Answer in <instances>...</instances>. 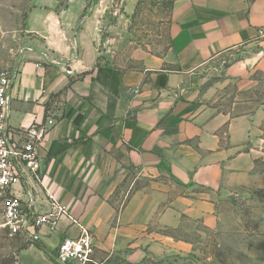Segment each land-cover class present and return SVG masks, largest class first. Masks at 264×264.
<instances>
[{"label": "crops", "instance_id": "0c3cea01", "mask_svg": "<svg viewBox=\"0 0 264 264\" xmlns=\"http://www.w3.org/2000/svg\"><path fill=\"white\" fill-rule=\"evenodd\" d=\"M137 3L37 0L27 13L28 34L59 39L53 54L77 62L51 63L34 53L11 69L7 129H45L37 148L44 186L70 216H61L53 229L38 228L36 242L12 237L25 241L16 264H56L57 246L76 237L79 225L103 247L126 241L137 250L132 258L151 242L163 250L185 249V241L161 231L176 228L183 217L217 227L211 194L226 176L239 174L252 123L199 108L198 73L223 54L253 53V47L264 69V0H173L167 50L144 53L136 67L99 63L105 53L96 47L101 26L106 23L110 34L127 27ZM14 188L28 209H49L38 186Z\"/></svg>", "mask_w": 264, "mask_h": 264}, {"label": "rangeland", "instance_id": "374dc122", "mask_svg": "<svg viewBox=\"0 0 264 264\" xmlns=\"http://www.w3.org/2000/svg\"><path fill=\"white\" fill-rule=\"evenodd\" d=\"M35 3L37 0H0L1 67L11 71L18 59L25 60L34 53L45 54L51 63L77 62L76 57L53 54L60 49L59 39L45 41L25 31L24 20ZM172 3L173 0H138L127 27L119 26L112 34L104 23L100 29L103 40L96 41V47L105 53L98 62L136 67L144 53L167 50ZM57 5H63V1ZM112 11L109 8L104 13ZM110 36L118 39H107ZM260 47L264 50V45ZM256 50L253 47V53ZM253 53L242 48L234 54H223L198 73L195 100L199 108L229 119L246 116L252 123L244 143L245 153L238 159L242 167L236 170L239 174L234 179L226 176L219 192L211 194L218 213L216 229L207 228L200 218L183 217L176 228L161 231L185 241V249L163 250L151 242L150 248L145 247L133 258L132 251L137 250L127 246L126 241L103 247L95 244L90 234L94 244L92 263L86 264H264V69L257 65ZM227 125L225 122L220 127V133ZM194 192L207 193L203 187H194ZM1 224L0 207V264H16V254L25 241L8 237Z\"/></svg>", "mask_w": 264, "mask_h": 264}, {"label": "built area", "instance_id": "2783aa9c", "mask_svg": "<svg viewBox=\"0 0 264 264\" xmlns=\"http://www.w3.org/2000/svg\"><path fill=\"white\" fill-rule=\"evenodd\" d=\"M66 72H71L67 69ZM14 73L0 66V207L1 226L8 237L17 235L26 241L39 240L37 229L46 226L53 229L58 219L68 215L66 207L47 192L44 177L40 171L37 148L44 138L45 129L32 124L16 133L7 129L9 108V90ZM26 185L27 191L38 186L45 194L44 203H48L46 212L28 209L14 188ZM70 218V216L68 215ZM93 239L86 228L79 225V234L66 237L57 246L54 261L56 264H86L92 261Z\"/></svg>", "mask_w": 264, "mask_h": 264}, {"label": "trees", "instance_id": "16d2710c", "mask_svg": "<svg viewBox=\"0 0 264 264\" xmlns=\"http://www.w3.org/2000/svg\"><path fill=\"white\" fill-rule=\"evenodd\" d=\"M88 263H92V261L88 262Z\"/></svg>", "mask_w": 264, "mask_h": 264}]
</instances>
